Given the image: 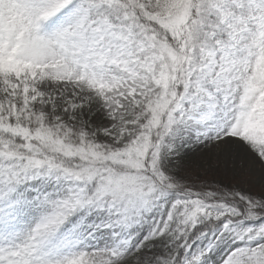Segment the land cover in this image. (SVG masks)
I'll use <instances>...</instances> for the list:
<instances>
[{
	"label": "snow or ice",
	"instance_id": "snow-or-ice-1",
	"mask_svg": "<svg viewBox=\"0 0 264 264\" xmlns=\"http://www.w3.org/2000/svg\"><path fill=\"white\" fill-rule=\"evenodd\" d=\"M0 264H264V0H0Z\"/></svg>",
	"mask_w": 264,
	"mask_h": 264
}]
</instances>
